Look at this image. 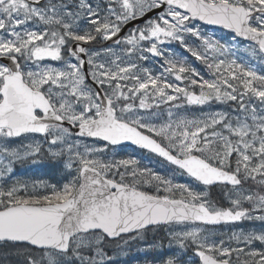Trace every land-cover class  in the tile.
Instances as JSON below:
<instances>
[{
  "label": "snow or ice",
  "instance_id": "1",
  "mask_svg": "<svg viewBox=\"0 0 264 264\" xmlns=\"http://www.w3.org/2000/svg\"><path fill=\"white\" fill-rule=\"evenodd\" d=\"M130 258L264 264V0H0V264Z\"/></svg>",
  "mask_w": 264,
  "mask_h": 264
},
{
  "label": "flooded vegetation",
  "instance_id": "2",
  "mask_svg": "<svg viewBox=\"0 0 264 264\" xmlns=\"http://www.w3.org/2000/svg\"><path fill=\"white\" fill-rule=\"evenodd\" d=\"M145 164H150V166H152L153 168H156L157 170H160V166L159 164L155 163V162H150L148 159L144 160Z\"/></svg>",
  "mask_w": 264,
  "mask_h": 264
},
{
  "label": "rangeland",
  "instance_id": "3",
  "mask_svg": "<svg viewBox=\"0 0 264 264\" xmlns=\"http://www.w3.org/2000/svg\"><path fill=\"white\" fill-rule=\"evenodd\" d=\"M136 256V254L135 253H133V257H135ZM142 259H143V256L142 255H140L139 256V261H142ZM130 263L132 264H138V260L137 259H135V258H130Z\"/></svg>",
  "mask_w": 264,
  "mask_h": 264
}]
</instances>
